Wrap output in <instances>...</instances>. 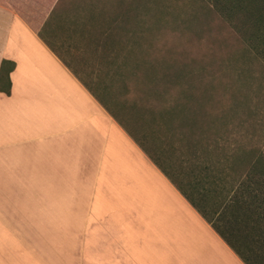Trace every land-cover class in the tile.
I'll use <instances>...</instances> for the list:
<instances>
[{"label": "crops", "instance_id": "0c3cea01", "mask_svg": "<svg viewBox=\"0 0 264 264\" xmlns=\"http://www.w3.org/2000/svg\"><path fill=\"white\" fill-rule=\"evenodd\" d=\"M106 7L0 0V264H247L112 109ZM196 179L218 218L219 189Z\"/></svg>", "mask_w": 264, "mask_h": 264}, {"label": "rangeland", "instance_id": "374dc122", "mask_svg": "<svg viewBox=\"0 0 264 264\" xmlns=\"http://www.w3.org/2000/svg\"><path fill=\"white\" fill-rule=\"evenodd\" d=\"M105 1L116 21L107 31L123 45L112 109L238 240L211 214L196 178L210 156L264 145V63L235 27L244 14L230 11V0Z\"/></svg>", "mask_w": 264, "mask_h": 264}, {"label": "trees", "instance_id": "16d2710c", "mask_svg": "<svg viewBox=\"0 0 264 264\" xmlns=\"http://www.w3.org/2000/svg\"><path fill=\"white\" fill-rule=\"evenodd\" d=\"M229 9L244 14L235 27L264 63V0H230ZM240 151L233 149L230 156L217 160L206 158L200 177L203 187L219 189L224 204L219 220L228 224L245 247L234 249L247 264H264V145Z\"/></svg>", "mask_w": 264, "mask_h": 264}, {"label": "bare ground", "instance_id": "6f19581e", "mask_svg": "<svg viewBox=\"0 0 264 264\" xmlns=\"http://www.w3.org/2000/svg\"><path fill=\"white\" fill-rule=\"evenodd\" d=\"M1 138H2V137H1ZM67 144H69V143H67ZM63 145H64V144H63ZM63 145H62V146H63ZM59 147H61V146H59ZM76 147H78V146H76ZM56 148H57V147H56ZM78 149H79V148H78ZM60 153H61V152H60ZM86 155H87V154H86ZM81 157H82V156H81ZM95 157H96V156H95ZM48 159H49V158H48ZM106 159H107V157H106ZM42 160H43V158H42ZM98 160H99V159H98ZM103 160H105V159L103 158ZM118 160H119V159H118ZM49 161H50V160H49ZM44 162H45V161H44ZM48 163H49V162H48ZM48 163H47V165H49ZM53 164H54V163H53ZM55 165H56V163H55ZM51 166H52V165H51ZM113 167H114V166H113ZM114 168H116V167H114ZM101 169H102V168H101ZM100 175H101V174H100ZM103 177H104V176H103ZM100 178H101V177H100ZM110 180H111V179H110ZM108 181H109V180H108ZM104 183H105V182H104ZM110 183H111V182H110ZM110 186H111V185H110ZM111 187H112V186H111ZM112 188H113V187H112Z\"/></svg>", "mask_w": 264, "mask_h": 264}]
</instances>
